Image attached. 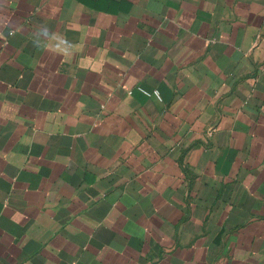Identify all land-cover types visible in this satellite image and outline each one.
I'll return each instance as SVG.
<instances>
[{"label": "crops", "instance_id": "obj_1", "mask_svg": "<svg viewBox=\"0 0 264 264\" xmlns=\"http://www.w3.org/2000/svg\"><path fill=\"white\" fill-rule=\"evenodd\" d=\"M0 264H264V0H0Z\"/></svg>", "mask_w": 264, "mask_h": 264}, {"label": "built area", "instance_id": "obj_2", "mask_svg": "<svg viewBox=\"0 0 264 264\" xmlns=\"http://www.w3.org/2000/svg\"><path fill=\"white\" fill-rule=\"evenodd\" d=\"M141 92H143L145 95H148V96H155L157 98H159V93L156 89L152 90V91H147L143 88H139Z\"/></svg>", "mask_w": 264, "mask_h": 264}]
</instances>
